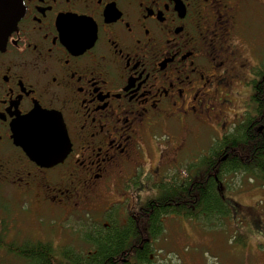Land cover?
Returning a JSON list of instances; mask_svg holds the SVG:
<instances>
[{"label": "flooded vegetation", "instance_id": "flooded-vegetation-1", "mask_svg": "<svg viewBox=\"0 0 264 264\" xmlns=\"http://www.w3.org/2000/svg\"><path fill=\"white\" fill-rule=\"evenodd\" d=\"M23 4L0 50V264H30V249L45 243L60 257L63 220L87 221L89 255L116 229L144 228L139 218L163 181L184 183L196 129L218 127L221 140L244 124L242 141L252 151L261 140L264 157V0ZM37 110L56 122L26 120ZM16 127H64L65 156L33 158L16 142ZM236 213L247 234L236 229L244 238L229 262L216 254L205 264H264V196L246 220ZM172 218L179 233L185 221L205 230L178 214L163 217L157 239L145 226L139 236L153 243V259Z\"/></svg>", "mask_w": 264, "mask_h": 264}, {"label": "trees", "instance_id": "trees-1", "mask_svg": "<svg viewBox=\"0 0 264 264\" xmlns=\"http://www.w3.org/2000/svg\"><path fill=\"white\" fill-rule=\"evenodd\" d=\"M260 90L264 92V82ZM263 111L264 104H261L260 115ZM240 127L237 137L228 134L221 140L212 141L205 154L193 160V164L190 162L184 183L177 176L163 181L161 192L145 204V214L139 219L145 223L144 228L148 226L154 239L163 233V217L166 215H183L205 227H224L239 203L227 200L221 192V185L231 187L227 180L238 173H241L239 176L248 175L257 178L252 180L264 181V157L262 146H258L261 140H254L252 151L249 150L246 142L242 141H248V127L244 124ZM144 228L131 224L122 230L116 229L117 232L114 236L110 235L108 241L97 243V252L93 255L66 246L61 249V256L57 257L53 255L52 244H41L40 249H30V264H156L150 257L155 251L153 243L139 236V230L144 231ZM243 238V234L238 232L233 240L240 243Z\"/></svg>", "mask_w": 264, "mask_h": 264}, {"label": "rangeland", "instance_id": "rangeland-1", "mask_svg": "<svg viewBox=\"0 0 264 264\" xmlns=\"http://www.w3.org/2000/svg\"><path fill=\"white\" fill-rule=\"evenodd\" d=\"M218 127H201L194 131L192 137L189 138V149L192 152L189 164H184L182 167L183 172L189 167L190 162L193 164L199 153L203 152V148L207 149L208 146L215 139ZM202 150L198 151V147ZM149 163L154 165L153 157L149 153ZM195 163V162H194ZM202 168V166H201ZM241 175V173H238ZM231 175L227 182L231 187L221 185V192L227 200L237 201L240 207L236 208L237 215L243 219H247L246 209H251L256 206L258 199L264 196V193L257 189L259 180H252L249 176ZM109 199L114 198L112 195ZM242 208V209H241ZM234 219V218H233ZM232 218L221 225L205 227L202 230L194 226L190 222H184L183 232H177L175 226L177 220L175 218L167 221V230L165 236L161 237L158 241V247L162 248L161 253L155 257L156 264H205L204 262H214L215 255L220 256L225 262L230 261V256L227 252L233 250L235 246L234 236L236 229L240 228L245 234L247 230L242 223H236ZM240 219V218H239ZM238 219V220H239ZM237 220V221H238ZM87 221H78L73 218L68 221H62V230L56 233L57 243L60 244L61 249L64 247H72L75 250L87 254L90 249L85 233L88 229ZM179 224V223H178ZM253 226V224H252ZM252 229V228H251ZM253 245V243H251ZM6 264V260L4 261ZM8 264H24V261L17 258H11Z\"/></svg>", "mask_w": 264, "mask_h": 264}, {"label": "water", "instance_id": "water-1", "mask_svg": "<svg viewBox=\"0 0 264 264\" xmlns=\"http://www.w3.org/2000/svg\"><path fill=\"white\" fill-rule=\"evenodd\" d=\"M23 14V0H0V50L5 48L9 35L15 30ZM26 120L36 124L56 122L54 116L40 110L34 111ZM65 134L64 127L15 128L16 142L24 146L33 158L40 160L43 157L59 160L61 156H65Z\"/></svg>", "mask_w": 264, "mask_h": 264}]
</instances>
